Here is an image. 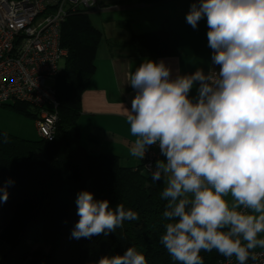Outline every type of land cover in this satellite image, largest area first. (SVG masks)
Wrapping results in <instances>:
<instances>
[{
    "label": "clouds",
    "instance_id": "obj_1",
    "mask_svg": "<svg viewBox=\"0 0 264 264\" xmlns=\"http://www.w3.org/2000/svg\"><path fill=\"white\" fill-rule=\"evenodd\" d=\"M206 17L212 64L173 76L164 59L143 61L129 76L130 156L145 158L158 145L162 156L152 180L165 183L167 221L160 242L179 264H204L201 252L216 250L247 264L264 248V0H193L186 22ZM196 87L195 97L190 96ZM9 184L11 181L8 182ZM8 198L0 187V201ZM74 239L107 235L132 209L82 190L76 198ZM96 264H148L134 246Z\"/></svg>",
    "mask_w": 264,
    "mask_h": 264
},
{
    "label": "trees",
    "instance_id": "obj_2",
    "mask_svg": "<svg viewBox=\"0 0 264 264\" xmlns=\"http://www.w3.org/2000/svg\"><path fill=\"white\" fill-rule=\"evenodd\" d=\"M129 1L96 0L89 7L69 8L63 17L59 35L63 66L51 81L57 105L50 140L40 135L26 139L0 129V187L7 185L8 191L7 201H0V264H96L102 256L123 255L129 246L142 252L148 264H179L160 242L167 223L163 218L167 201L161 198L165 184L152 180L143 160L129 165L115 153L86 147L77 125L81 95L95 72L103 34L92 23L89 11ZM133 1L154 4L165 0ZM128 25L125 19L113 28L128 31ZM129 33L125 41L110 39L111 50L130 48L139 57H164L173 52L164 27ZM6 103L34 120L38 116L27 102ZM88 140H95L94 135ZM82 190L92 192L97 200H108L113 209L123 204L126 210L136 211L139 219L124 221L107 235L72 238L79 220L76 198ZM201 256L204 264L228 260L216 250L202 251Z\"/></svg>",
    "mask_w": 264,
    "mask_h": 264
},
{
    "label": "crops",
    "instance_id": "obj_3",
    "mask_svg": "<svg viewBox=\"0 0 264 264\" xmlns=\"http://www.w3.org/2000/svg\"><path fill=\"white\" fill-rule=\"evenodd\" d=\"M192 2L165 0L148 4L132 0L108 8L120 10V14L125 16L122 20H129V32L141 33L166 28L173 52L164 57H139L130 48L111 50L108 44L110 39L116 43L125 41L130 33L113 28L119 21L112 20L106 24L107 28L103 32L105 40L100 41L97 47L95 72L81 95V112L77 117V125L82 138L86 139V147L97 152L115 153L129 165L139 162V159L130 156V148L136 137L130 134L127 116L135 96L129 84V76L143 61L164 59L171 67L173 76L192 73L197 68H202L206 73L213 68L219 70V66L212 64L206 17L195 29L186 22V14ZM196 94L197 89L194 87L190 96L195 97ZM92 135L95 140L89 141Z\"/></svg>",
    "mask_w": 264,
    "mask_h": 264
},
{
    "label": "built area",
    "instance_id": "obj_4",
    "mask_svg": "<svg viewBox=\"0 0 264 264\" xmlns=\"http://www.w3.org/2000/svg\"><path fill=\"white\" fill-rule=\"evenodd\" d=\"M95 2L0 0V103L19 101L34 107L38 134L48 140L54 130L57 105L51 81L64 56L60 23L69 8L89 7ZM162 157L158 145L149 147L144 168L152 174L155 162ZM254 254L255 259L250 258L247 264H264V249H256ZM224 264L238 262L232 258Z\"/></svg>",
    "mask_w": 264,
    "mask_h": 264
},
{
    "label": "rangeland",
    "instance_id": "obj_5",
    "mask_svg": "<svg viewBox=\"0 0 264 264\" xmlns=\"http://www.w3.org/2000/svg\"><path fill=\"white\" fill-rule=\"evenodd\" d=\"M99 2L101 0H98ZM108 2L109 0H102ZM112 7V6H110ZM109 7L102 8L99 11L90 10L89 17L92 23L99 28L102 33L105 32L107 28V23L112 20L120 21L124 19V15L120 14V10H111ZM105 40L104 34H102L101 41ZM63 66V60H60L58 63V67ZM12 103V102H10ZM10 103H6L7 105L0 104V129L8 132L10 134L16 135L18 137L26 138V139H39V134L37 128L35 126V120L30 115L26 113H22L14 109ZM29 107V106H28ZM27 107V109H28ZM31 110H34L30 106ZM82 142H86L85 138H81Z\"/></svg>",
    "mask_w": 264,
    "mask_h": 264
}]
</instances>
